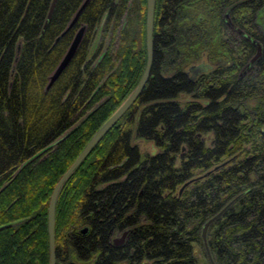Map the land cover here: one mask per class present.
I'll list each match as a JSON object with an SVG mask.
<instances>
[{
    "label": "trees",
    "instance_id": "1",
    "mask_svg": "<svg viewBox=\"0 0 264 264\" xmlns=\"http://www.w3.org/2000/svg\"><path fill=\"white\" fill-rule=\"evenodd\" d=\"M51 1L0 0V264H48L52 186L145 66L146 0L74 19L83 0ZM53 246L54 264H264V0H153L147 79L60 185Z\"/></svg>",
    "mask_w": 264,
    "mask_h": 264
},
{
    "label": "water",
    "instance_id": "2",
    "mask_svg": "<svg viewBox=\"0 0 264 264\" xmlns=\"http://www.w3.org/2000/svg\"><path fill=\"white\" fill-rule=\"evenodd\" d=\"M54 0L51 1L50 7L52 6ZM86 0H83L79 7L77 8L74 16V19L82 8ZM152 9H153V0H146L145 6V47H146V60L143 72L134 86V88L130 91V93L125 97V99L117 106V108L93 131V133L86 140L84 145L81 147L79 152L70 162V164L66 167V169L61 173V175L57 178L55 183L52 186L48 203H47V234H48V246H49V259L48 264H54V246H53V217H54V204L57 192L59 190L60 185L63 183L65 178L72 172V170L81 162V160L87 155V153L94 147V145L98 142V140L104 135V133L109 129V127L117 120V118L123 113V111L129 106V104L135 99V97L140 92L143 87L150 67L151 61V28H152ZM83 31V26H79L77 30L74 32L68 46L63 52L62 56L58 60L57 64L53 68V70L48 75L47 85H49L54 78L59 74L65 64L68 62L70 57L72 56ZM202 68L201 65H190L189 66V77H193L195 73ZM180 189V188H179ZM211 218L207 219L202 227V237H204V230ZM124 232L122 233V235ZM122 237V236H121ZM120 238L114 239V242L120 241Z\"/></svg>",
    "mask_w": 264,
    "mask_h": 264
}]
</instances>
